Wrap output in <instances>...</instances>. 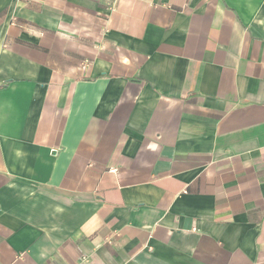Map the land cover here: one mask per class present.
Segmentation results:
<instances>
[{
    "label": "crops",
    "instance_id": "0c3cea01",
    "mask_svg": "<svg viewBox=\"0 0 264 264\" xmlns=\"http://www.w3.org/2000/svg\"><path fill=\"white\" fill-rule=\"evenodd\" d=\"M0 264H264V0H0Z\"/></svg>",
    "mask_w": 264,
    "mask_h": 264
},
{
    "label": "built area",
    "instance_id": "2783aa9c",
    "mask_svg": "<svg viewBox=\"0 0 264 264\" xmlns=\"http://www.w3.org/2000/svg\"><path fill=\"white\" fill-rule=\"evenodd\" d=\"M89 63H90L89 61H86V65L84 66V68H86V66H87Z\"/></svg>",
    "mask_w": 264,
    "mask_h": 264
}]
</instances>
